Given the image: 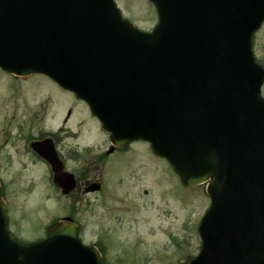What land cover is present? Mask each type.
Masks as SVG:
<instances>
[{"label": "water", "instance_id": "1", "mask_svg": "<svg viewBox=\"0 0 264 264\" xmlns=\"http://www.w3.org/2000/svg\"><path fill=\"white\" fill-rule=\"evenodd\" d=\"M151 1L159 23L144 32L114 0H0V66L77 92L116 146L150 141L185 185L211 179L190 264H264V71L249 52L264 0ZM56 182L64 193L76 185ZM6 212L0 188V264H100L74 223L23 243Z\"/></svg>", "mask_w": 264, "mask_h": 264}, {"label": "rangeland", "instance_id": "2", "mask_svg": "<svg viewBox=\"0 0 264 264\" xmlns=\"http://www.w3.org/2000/svg\"><path fill=\"white\" fill-rule=\"evenodd\" d=\"M117 3L139 27L157 23L149 0ZM253 43L264 66V25ZM88 113L43 75L18 79L0 71V178L12 230L31 240L45 236L54 219L72 217L83 241L101 248L103 264H188L202 246L198 225L211 202L206 186H183L145 143L101 159L109 138ZM61 125L71 134L60 144L66 169L80 181L68 196L29 147L31 138ZM92 182L100 190L87 192Z\"/></svg>", "mask_w": 264, "mask_h": 264}, {"label": "flooded vegetation", "instance_id": "3", "mask_svg": "<svg viewBox=\"0 0 264 264\" xmlns=\"http://www.w3.org/2000/svg\"><path fill=\"white\" fill-rule=\"evenodd\" d=\"M69 112H71V110H69ZM61 131V130H60ZM64 132V131H63ZM52 138H53V140H54V144H55V146H56V149L58 150V154H59V156H60V158L63 160V162H64V164H66V162H65V159H64V156H63V152H62V150H61V146H60V144H61V139L58 137V136H56V135H54V136H52ZM120 152V150H114V151H106L105 152V154H103L102 155V157H101V159L102 158H106V157H110V156H114V155H116L117 153H119ZM74 173V172H73ZM75 174V173H74ZM76 175V174H75ZM77 177V176H76ZM88 179V178H87ZM78 182H79V184H80V181H79V179H78ZM90 181H87V183H89ZM80 186V185H79Z\"/></svg>", "mask_w": 264, "mask_h": 264}]
</instances>
